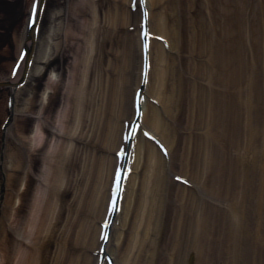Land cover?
Here are the masks:
<instances>
[{
	"label": "bare ground",
	"instance_id": "1",
	"mask_svg": "<svg viewBox=\"0 0 264 264\" xmlns=\"http://www.w3.org/2000/svg\"><path fill=\"white\" fill-rule=\"evenodd\" d=\"M119 2L120 10L111 13L114 31L126 29L115 34L124 48L118 86L106 78L95 87L98 95L88 87L89 67L96 61L88 37L80 45L86 54L77 58L78 68L87 70L83 77L78 68L73 72L78 77L67 92L56 151L41 165L44 175L29 184L32 154L44 147L38 143L45 133L44 108L29 113L38 120L34 132L11 131L20 114L19 94L42 70L35 61L47 56L41 10L31 24L34 1L30 4L17 58L0 78V91L6 92L0 264H264V105L256 103L260 95L254 93L260 89L252 79L259 75L251 63L254 53L243 45L251 21L264 17V0ZM189 23L192 39L186 41L182 34ZM262 26H254L252 36L261 38L264 49ZM55 38L49 48L61 47ZM60 78L52 71L45 81L41 100L47 107ZM33 99L32 94L27 101L31 108ZM97 102L96 112L88 115L87 106ZM87 116L95 127L88 142L100 154L89 157V186L65 212L63 186L76 151L68 141L83 140L77 130ZM252 157L256 170L247 167L243 181V162ZM26 192L32 196L23 209ZM45 254L53 258L47 261Z\"/></svg>",
	"mask_w": 264,
	"mask_h": 264
},
{
	"label": "rangeland",
	"instance_id": "2",
	"mask_svg": "<svg viewBox=\"0 0 264 264\" xmlns=\"http://www.w3.org/2000/svg\"><path fill=\"white\" fill-rule=\"evenodd\" d=\"M34 0H0V78L5 77L7 69H9L11 63L17 58L18 49L20 46L21 38L24 34L25 26L27 19L29 18V8L30 4ZM118 0L114 2L113 0H46V6L44 12L42 14L41 20V38L43 49L42 52L46 53L47 56H42L38 61H35V68L41 67V71L36 72L34 76L30 78V81L27 83L22 91L20 92L19 104L17 106V111L20 112L17 117L14 119L13 128L11 132L15 133L18 128H24L23 133L29 135L35 131L37 117L34 118L30 115L31 113H38L41 107L44 108L45 114L47 117L44 118L45 123L44 134H40V139L38 143L42 141L44 144L43 148L37 146L33 152L32 159V167L28 170L29 176V184L30 182H34L36 175L41 174L44 175L43 167L45 163H48L49 159H51L55 153V144L59 142L60 137L59 133L63 132L62 126V118L66 116V109L69 106V102H67V92L71 90L72 87L70 85L77 80L78 75L83 77V73L87 70V66L80 65L78 68V60L79 55H85L86 52H83L84 49L81 50L80 45L87 44L85 43V39L88 37H92L93 45L95 46L93 50V57L96 58V61H93L90 64V89L94 91L97 95L99 94L97 86H102L105 83L107 78V83L112 80V86H118L120 74L124 68L123 62V46L122 44H118V39L115 34L124 33L126 29L124 27H117L115 30L116 23L111 17L112 11L120 10L121 3ZM180 2V1H179ZM200 18V15H198ZM197 17V18H198ZM199 18L196 22L198 29L199 26ZM136 19V18H135ZM111 20V21H109ZM256 19L251 21L252 24L248 26L252 31L257 28L259 25V29L262 25H264V17H260V21L257 17ZM188 19L187 16L183 17L182 23L187 25ZM62 23V24H61ZM136 24V23H135ZM61 25V30L60 29ZM253 26V28H252ZM256 28H255V27ZM263 27V26H262ZM246 28L245 25L242 27ZM90 29V30H89ZM254 29V30H253ZM61 31V33H60ZM71 31L69 35L66 32ZM198 31V30H197ZM257 31V29H256ZM199 32V31H198ZM196 32V33H198ZM248 36V41L244 42L245 49H252L253 57L255 58L253 65L255 64V75H258L253 79L254 86L260 87V89L255 93V95L260 99L256 101L261 106L264 105V49L261 48V38L256 41L253 38V33ZM191 34V25H189L184 29V33L182 34L186 41L191 40L192 38L189 36ZM200 34V32H199ZM198 34V35H199ZM55 39L54 41H58L60 39L61 47L58 45H53L52 47H48L50 43V37ZM59 35V36H58ZM118 35V34H117ZM240 37V35L238 34ZM256 36V33H255ZM262 37V36H261ZM200 40V39H199ZM192 42V41H191ZM199 42V41H198ZM264 43V42H263ZM98 47V48H97ZM86 48V47H85ZM40 49V48H39ZM53 49V50H52ZM88 49V48H87ZM54 55L51 53L54 52ZM177 51V50H176ZM174 52L171 56L177 55L178 52ZM41 52V51H40ZM250 52V50H249ZM38 53V52H37ZM49 57V58H48ZM55 57V58H53ZM135 57V55H134ZM251 56V60L253 59ZM50 59V60H49ZM135 59V58H134ZM179 61L181 62L180 58ZM112 64V70H111ZM79 70V74L76 75L73 72L75 69ZM52 71H56L58 75H61L57 84L56 90L54 92H50L48 95V107L45 106L42 102V93L44 91V86L46 84V79L50 76ZM136 72L137 70L134 69ZM107 72V73H106ZM39 73V74H38ZM82 73V74H81ZM81 74V75H80ZM132 75V74H131ZM254 77V76H253ZM75 80V81H74ZM251 80V79H250ZM258 82V83H257ZM115 84V85H114ZM204 87V85H203ZM34 97L35 107L31 108L29 105L30 102H27L30 97ZM6 92L0 91V126L1 121L3 119V106L5 104ZM80 99V98H79ZM255 100V99H254ZM74 104L73 102H71ZM44 105V106H43ZM98 102L92 106H87V114L90 115L93 110H97ZM260 106V105H259ZM256 109V108H255ZM43 110V111H44ZM85 111V110H84ZM68 112V111H67ZM77 112V111H75ZM30 113V114H29ZM40 113V112H39ZM90 113V114H89ZM29 114V115H28ZM86 114V115H87ZM94 114V113H92ZM95 119H97L95 113ZM65 121V119H64ZM90 118L87 116L86 120L83 122L81 128L77 130V132L81 133L83 136L81 141L74 142L73 140L68 141L69 145H72L74 149H76L73 156L70 157V165L68 164L69 172L68 179L64 183L63 189L64 197L62 198L66 210H70V207L73 206V203L76 199H79L83 195V189L88 188V168H89V157L92 155L100 154L98 149L96 150V146L91 147L88 140L89 130L92 129V124ZM75 123H68L69 127H74ZM95 125V124H94ZM61 130V131H60ZM95 130V127L92 129ZM18 131V130H17ZM97 131V130H96ZM38 137V135H37ZM3 138V137H2ZM1 139V131H0V142ZM260 142V141H259ZM259 142H257L259 144ZM41 143V144H42ZM9 147V146H8ZM246 147V146H245ZM57 149V148H56ZM239 153H244V149H237ZM236 151V152H237ZM44 153L42 156L40 153ZM255 158H251L248 163L243 162L242 168V176L241 179L245 181L247 179V173L250 169L247 167H252V161ZM46 161V162H45ZM247 164H251L250 166ZM246 165V166H245ZM247 168V169H246ZM255 169L256 166L254 165ZM256 170V169H255ZM257 174V173H256ZM242 194L241 197L244 198L245 191L239 192ZM141 191L137 188L136 197H140ZM26 201L23 206L27 209L28 204L27 199L29 196H32V193L28 195L25 193ZM138 203V201H137ZM236 205V204H235ZM243 208V207H242ZM237 209V205H236ZM239 206H238V209ZM236 210V211H237ZM245 210V209H244ZM240 212V211H238ZM246 211H244L245 214ZM240 214V213H239ZM130 217L129 220H131ZM51 250L53 249V244H51ZM55 248V247H54ZM50 250V251H51ZM80 251H76L78 254ZM48 252H46L47 254ZM45 254V255H46ZM51 255V254H50ZM47 261H49L51 256L46 255ZM227 262V261H226Z\"/></svg>",
	"mask_w": 264,
	"mask_h": 264
},
{
	"label": "snow or ice",
	"instance_id": "3",
	"mask_svg": "<svg viewBox=\"0 0 264 264\" xmlns=\"http://www.w3.org/2000/svg\"><path fill=\"white\" fill-rule=\"evenodd\" d=\"M39 10H40V0H35L34 6L32 9V14H31L30 21H29L33 25H35L37 22ZM164 150L167 151V149H164Z\"/></svg>",
	"mask_w": 264,
	"mask_h": 264
}]
</instances>
